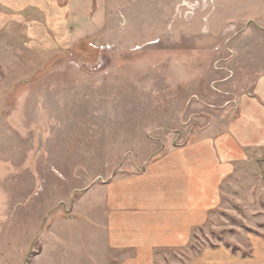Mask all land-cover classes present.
<instances>
[{
    "label": "rangeland",
    "instance_id": "1",
    "mask_svg": "<svg viewBox=\"0 0 264 264\" xmlns=\"http://www.w3.org/2000/svg\"><path fill=\"white\" fill-rule=\"evenodd\" d=\"M129 5L87 34L62 25V11H28L31 24L15 19L0 37V264H91L84 194L221 126L232 83L250 85L264 68V0ZM260 164L225 189L229 201L193 245L252 256L253 241L264 243ZM182 256L160 252L157 264Z\"/></svg>",
    "mask_w": 264,
    "mask_h": 264
},
{
    "label": "crops",
    "instance_id": "2",
    "mask_svg": "<svg viewBox=\"0 0 264 264\" xmlns=\"http://www.w3.org/2000/svg\"><path fill=\"white\" fill-rule=\"evenodd\" d=\"M135 1L0 0V37L15 19L31 24L23 14L28 11H44L46 19L62 11V25L84 26L81 34H87L93 26L115 22V11ZM253 71L250 85L232 83L235 107L221 126L209 124L199 138L172 145L138 172L115 176L84 194L77 206L85 209L86 231L97 242L95 251L89 249L91 264H157L165 251L184 252L185 264H264L260 240L253 241L252 256L233 253L223 243L193 245L229 201L225 189L242 174L261 170L264 68Z\"/></svg>",
    "mask_w": 264,
    "mask_h": 264
}]
</instances>
